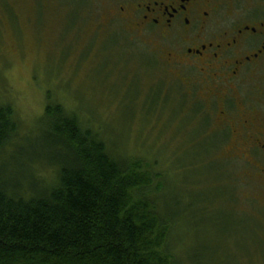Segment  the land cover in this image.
<instances>
[{
  "label": "rangeland",
  "instance_id": "obj_1",
  "mask_svg": "<svg viewBox=\"0 0 264 264\" xmlns=\"http://www.w3.org/2000/svg\"><path fill=\"white\" fill-rule=\"evenodd\" d=\"M117 5L0 0V103L11 104L17 121L0 175L23 185L26 177L54 180L37 140L46 106L60 104L115 158L154 181L143 191L178 218L176 254L186 264H264V188L255 166L232 157L216 126L202 131L187 112L203 96L197 70L166 64L169 40L112 18Z\"/></svg>",
  "mask_w": 264,
  "mask_h": 264
},
{
  "label": "trees",
  "instance_id": "obj_2",
  "mask_svg": "<svg viewBox=\"0 0 264 264\" xmlns=\"http://www.w3.org/2000/svg\"><path fill=\"white\" fill-rule=\"evenodd\" d=\"M45 112L38 158L49 157L56 175L24 185L0 175V264H186L176 254L178 218L143 191L154 181L73 112ZM16 132L15 111L1 102L0 153Z\"/></svg>",
  "mask_w": 264,
  "mask_h": 264
},
{
  "label": "flooded vegetation",
  "instance_id": "obj_3",
  "mask_svg": "<svg viewBox=\"0 0 264 264\" xmlns=\"http://www.w3.org/2000/svg\"><path fill=\"white\" fill-rule=\"evenodd\" d=\"M117 3L112 18L169 40L166 64L197 70L203 96L187 112L202 131L216 126L219 143L226 140L232 157L253 164L264 188V0Z\"/></svg>",
  "mask_w": 264,
  "mask_h": 264
}]
</instances>
